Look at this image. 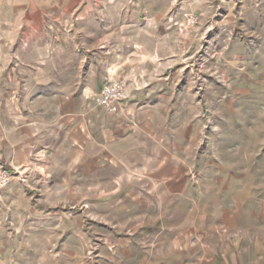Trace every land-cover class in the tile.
<instances>
[{
  "label": "crops",
  "instance_id": "crops-1",
  "mask_svg": "<svg viewBox=\"0 0 264 264\" xmlns=\"http://www.w3.org/2000/svg\"><path fill=\"white\" fill-rule=\"evenodd\" d=\"M10 5L9 12L27 18V2ZM143 8L75 5L39 12L58 22V35L74 34L59 35L58 56L41 60L33 89L22 97L27 105H18L16 128L28 136L35 173L67 178L69 164L82 176L112 179L97 203L114 204L138 222L125 237L150 238L139 241L140 264H264L262 137L238 126L237 136L218 142L224 158H204L215 143L209 131L182 124L179 93L172 92L180 85L176 56L161 57L153 45L158 36L151 35L147 49L139 35L168 18ZM121 78V111L95 107L92 95ZM247 140L258 153L249 154ZM237 145L239 158H230ZM231 166L239 169L233 173Z\"/></svg>",
  "mask_w": 264,
  "mask_h": 264
},
{
  "label": "rangeland",
  "instance_id": "rangeland-1",
  "mask_svg": "<svg viewBox=\"0 0 264 264\" xmlns=\"http://www.w3.org/2000/svg\"><path fill=\"white\" fill-rule=\"evenodd\" d=\"M26 2L27 18L9 12L11 3ZM140 4L151 10L148 14L168 18L139 35L147 49L151 35L158 36L153 45L161 57L176 56L180 85L172 92L179 93L182 124L209 131L215 143L204 158H224L218 142L237 136L232 132L238 126L257 131L249 135L262 137L264 144V0H0V171L10 175L0 189V264H140L139 241L148 244L150 238L125 237L138 222L116 212L114 204L97 203L112 179L82 176L69 164L67 178L38 177L36 155L15 122L18 105H27L24 93L35 85L36 67L47 56H58L59 35L74 34L58 35V22L39 12ZM254 144H245L250 155L258 153ZM229 153L238 159V145Z\"/></svg>",
  "mask_w": 264,
  "mask_h": 264
},
{
  "label": "built area",
  "instance_id": "built-area-1",
  "mask_svg": "<svg viewBox=\"0 0 264 264\" xmlns=\"http://www.w3.org/2000/svg\"><path fill=\"white\" fill-rule=\"evenodd\" d=\"M125 80L110 79L101 87V89L92 96L95 107L105 113L116 114L121 111V102L125 99ZM10 181V175L5 171H0V189L6 186Z\"/></svg>",
  "mask_w": 264,
  "mask_h": 264
}]
</instances>
